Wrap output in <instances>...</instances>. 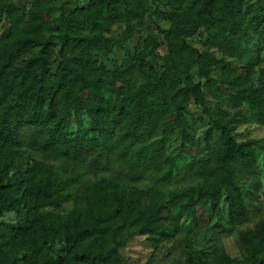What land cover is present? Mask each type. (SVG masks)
Listing matches in <instances>:
<instances>
[{"label":"trees","instance_id":"16d2710c","mask_svg":"<svg viewBox=\"0 0 264 264\" xmlns=\"http://www.w3.org/2000/svg\"><path fill=\"white\" fill-rule=\"evenodd\" d=\"M116 1L123 5L122 11L118 12ZM185 2L168 0L178 11L169 15L170 29L158 30L167 43L170 65L149 76L146 68L152 71V66L137 57L134 65L111 70L122 85L117 89L122 95L119 103L111 104L103 96L109 81L104 58L113 44L108 33L123 21L129 36L141 18L150 19L140 10L142 0L78 3L72 13L60 16L65 23L63 31L51 28L41 10H24L0 0V19L4 16L7 25L0 32V215L26 208L16 226H0V264H16L24 248L29 251L24 256L27 264H36L40 256L42 264H125L119 250L132 237L144 236L150 246L158 247L179 232L171 215L173 208L195 223L198 206L208 203L218 213L224 203L232 226L247 219L239 175L256 167L257 153H264V146L251 138L237 140L232 126L213 118L205 87L215 89L210 73L228 68L230 62L208 50L199 51L186 39L203 36L209 48L234 57L241 54L239 37L247 26L264 29V6L256 7L246 18L245 0H191L183 10ZM80 27L89 32L79 33ZM244 68L237 77L225 78L235 89L231 100H246L264 115V84L254 88L250 83L254 63ZM134 77L144 78L143 83L123 94L122 87L132 85ZM189 101L212 120L203 138L210 154L194 168L201 182L168 199L157 188L171 181L177 160V155L164 154L166 136L176 124L181 132L180 153L190 144L183 121ZM81 114L89 120L87 133L78 127ZM167 115L172 118L163 122ZM72 116L78 128L68 135ZM159 128L160 137L143 142ZM214 131L219 135L211 147ZM23 142L64 160L66 167L44 162L18 164L8 177L10 165L2 150L12 153ZM111 157L131 182L151 170V192L146 200L114 179L101 178L75 188L82 174L109 166ZM84 162L87 164L81 165ZM69 200L73 208L67 215L41 211L48 206L59 208ZM55 239L63 244L60 253L50 259L41 250ZM237 246L246 264H264V218L239 232ZM233 262L223 252L209 258L201 254L187 257L188 264Z\"/></svg>","mask_w":264,"mask_h":264},{"label":"rangeland","instance_id":"374dc122","mask_svg":"<svg viewBox=\"0 0 264 264\" xmlns=\"http://www.w3.org/2000/svg\"><path fill=\"white\" fill-rule=\"evenodd\" d=\"M87 0H5L16 4L24 10H41L44 21L54 30L63 31L65 23L60 16H66L73 12L78 3ZM191 0H186L183 10L189 8ZM264 6V0H245L243 9L244 16L248 18L258 6ZM115 6L119 11L123 10V5L116 1ZM157 7V10L155 8ZM140 10L150 19L144 17L137 23L132 33L127 36L126 25L122 21L114 24L108 33L113 41L111 53L104 58L108 68V86L103 92V96L111 104H118L121 96L118 88L122 86L113 76L111 70L128 65H134L135 58H144L153 70L146 67V74L152 76L162 67L169 66L171 59L167 51V43L159 29H170L171 21L169 15L178 11L177 7H171L168 0H142ZM107 12L105 11V14ZM2 15V13H0ZM77 21L80 20L77 17ZM133 20H131V23ZM4 16L0 19V32L6 27ZM81 34H87L88 28L80 27L77 30ZM186 41L197 48L199 51H210L224 62H230V66L222 71H212L210 77L217 86L215 89L205 87L207 104L212 112L214 119L218 122L233 127V136L237 140L255 139L264 146V115L252 103L242 100L236 103L231 100L230 95L235 93V89L228 86L225 78H234L244 73V66L254 63L255 68L250 78L251 85L256 88L264 84V29L249 25L239 37L241 54L234 57L224 56L216 48H209L203 36H190ZM154 43V46H153ZM257 58L259 59L257 61ZM194 72V71H193ZM194 74V73H193ZM192 77L194 80L195 74ZM175 77L176 74L171 73ZM133 84L123 88L124 92L134 91L138 85L143 83L144 78H132ZM181 80V79H180ZM179 80V81H180ZM81 121L78 126L81 130L88 132L89 120L85 114L80 115ZM172 118V115L165 116L163 122ZM183 121L190 144L183 153L179 151L181 142L180 128L175 124L168 129L164 154L167 156L177 155V160L172 171V179L169 183L158 185V190L163 192L169 199L173 193H180L201 182V178L194 173L197 161H204L209 157L210 150L204 143V133L212 126V120L204 115L202 111L189 101L183 113ZM77 123L72 116L67 127V134L72 135L77 130ZM161 128L154 135L143 142L160 137ZM89 134V133H88ZM219 133L214 131L211 147L217 142ZM4 158L10 165L7 176L10 177L18 164L30 165L33 162H44L55 167H66L64 160L54 158L43 152L29 147L26 143L17 147L12 153L3 149ZM256 167L249 171H241L238 185L242 191L245 205L248 209L247 219L237 226H232L227 219L226 206L224 203L219 205V212L211 210L208 203H204L196 208V222L193 223L190 217L179 211L177 208L171 210V215L176 219L179 232L170 240H164L158 247L150 246L144 236L132 237L124 249L119 250L125 264H188L187 257L201 254L204 257L225 253L234 262L232 264H246L245 255L238 248V235L241 230L252 228L260 219L264 218V153L258 151ZM84 162L81 165H86ZM151 170L143 172L141 178L136 182H131L126 177V171L121 164L111 157L109 166L102 165L100 168L89 169L82 174L80 181L75 188L83 183L90 184L101 178L114 179L121 181L129 188H133L142 200L150 195L151 192ZM73 208L72 200L65 201L61 207L48 206L41 211L48 212L53 216L67 215ZM23 211L10 210L4 211L0 215V226H16ZM62 242L57 239L47 243L42 247L41 254H46L50 259H54L62 246ZM29 253L28 249H21L17 255L16 264H27L24 256ZM44 258L40 256L36 264H42Z\"/></svg>","mask_w":264,"mask_h":264}]
</instances>
